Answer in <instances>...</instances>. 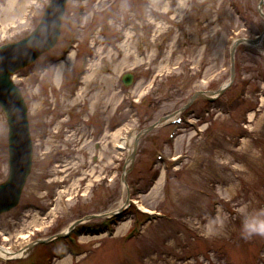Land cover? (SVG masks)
<instances>
[{"label":"rangeland","instance_id":"obj_1","mask_svg":"<svg viewBox=\"0 0 264 264\" xmlns=\"http://www.w3.org/2000/svg\"><path fill=\"white\" fill-rule=\"evenodd\" d=\"M49 1L20 0L12 10L0 0V45L30 34ZM259 1H68L57 44L13 76L29 104L34 156L19 205L0 214V245L21 250L86 220L67 239L0 264H264V232L244 227L264 219V37L238 46L224 93L213 102L198 97L184 112L179 152L172 143L162 149L172 126L161 124L142 133L132 169H123L138 131L230 80L233 40L264 32ZM126 71L135 74L131 86L121 80ZM125 134L132 143L122 149ZM164 168L171 178L147 193ZM8 173L0 107V183ZM129 193L167 217L132 206L117 224L87 218L116 211ZM136 225H144L139 237H123Z\"/></svg>","mask_w":264,"mask_h":264},{"label":"water","instance_id":"obj_2","mask_svg":"<svg viewBox=\"0 0 264 264\" xmlns=\"http://www.w3.org/2000/svg\"><path fill=\"white\" fill-rule=\"evenodd\" d=\"M66 2L67 0H51L40 24L30 35L19 41L8 42L0 46V104L6 112L9 123L10 164L9 177L0 184V213L11 209L19 202L22 188L31 170L33 158L27 103L20 88L11 79V75L15 70L30 64L41 53L56 44L61 32ZM263 3L264 1L260 2V12L264 16L261 8ZM243 40L246 39L240 41ZM257 40L249 39L248 41L255 42ZM240 41L235 43L234 48ZM133 80V73L127 72L123 75V81L126 85H130ZM154 126L155 124L150 125L144 129V132L149 131ZM134 154L135 151L132 157ZM93 216L98 215H91L87 218ZM78 222L80 221L76 223ZM37 241H43V239Z\"/></svg>","mask_w":264,"mask_h":264},{"label":"bare ground","instance_id":"obj_3","mask_svg":"<svg viewBox=\"0 0 264 264\" xmlns=\"http://www.w3.org/2000/svg\"><path fill=\"white\" fill-rule=\"evenodd\" d=\"M20 0H8V4H10V9H14V10H20L22 5H20L19 3L22 2H17ZM29 0H23V2L28 3ZM67 62H62L61 64V69L64 68V66L66 65ZM123 144V142H121V144L118 145V147H121ZM244 144H242L243 146ZM159 182V181H158ZM157 186V183L153 186V188L151 189L150 193L154 190V188ZM27 253V246L23 247L21 250H13L9 247L6 246H2L0 245V258L1 259H14V258H20L22 256H24Z\"/></svg>","mask_w":264,"mask_h":264},{"label":"clouds","instance_id":"obj_4","mask_svg":"<svg viewBox=\"0 0 264 264\" xmlns=\"http://www.w3.org/2000/svg\"><path fill=\"white\" fill-rule=\"evenodd\" d=\"M244 227L246 230L264 232V219L253 217L251 220L246 219Z\"/></svg>","mask_w":264,"mask_h":264}]
</instances>
